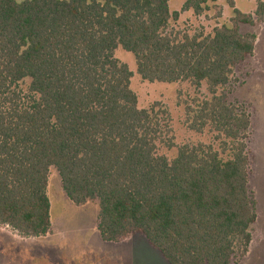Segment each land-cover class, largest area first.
<instances>
[{"label": "trees", "instance_id": "obj_1", "mask_svg": "<svg viewBox=\"0 0 264 264\" xmlns=\"http://www.w3.org/2000/svg\"><path fill=\"white\" fill-rule=\"evenodd\" d=\"M0 0V225L43 237L52 222L48 179L56 167L75 205L98 200L106 242L142 234L168 264H233L248 253L257 214L249 189L251 117L229 103L235 68L253 56L264 24L233 9L212 33L170 30L181 13L201 16L218 0ZM131 53L150 83L206 85L186 103L185 124L213 133L177 146L160 103L140 109ZM177 148L169 159L158 150Z\"/></svg>", "mask_w": 264, "mask_h": 264}, {"label": "rangeland", "instance_id": "obj_2", "mask_svg": "<svg viewBox=\"0 0 264 264\" xmlns=\"http://www.w3.org/2000/svg\"><path fill=\"white\" fill-rule=\"evenodd\" d=\"M186 1L172 0L171 11H181ZM234 2L240 11L254 14L258 2L264 0ZM210 6L211 9L201 16H195L191 11L181 13L177 21L170 22L169 29L210 34L216 27L231 25L233 9L226 0H218L216 5ZM239 30L242 34L256 36L255 51L235 68L233 80L224 91L229 103L242 106L251 117L247 141L251 160L249 189L257 220L251 227L252 242L248 253L237 256L233 264H264V24L240 25ZM115 57L133 73L131 89L137 95L139 108L149 109L160 103L168 111L177 146L202 143L219 149L213 133L207 130L198 133L185 124L186 103L209 97L205 84L197 89L189 82L150 83L138 75L131 53L119 47ZM158 152L173 159L177 148L168 150L160 146ZM47 194L52 222L50 233L43 237H25L0 225V264H168L142 234H134L120 242L104 241L98 231V200L80 206L72 203L62 188L56 167L50 168Z\"/></svg>", "mask_w": 264, "mask_h": 264}]
</instances>
